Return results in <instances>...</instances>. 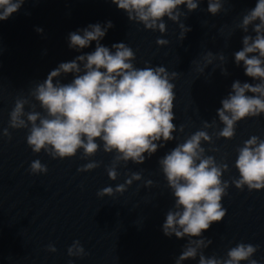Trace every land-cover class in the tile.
Returning <instances> with one entry per match:
<instances>
[{"label": "clouds", "instance_id": "clouds-1", "mask_svg": "<svg viewBox=\"0 0 264 264\" xmlns=\"http://www.w3.org/2000/svg\"><path fill=\"white\" fill-rule=\"evenodd\" d=\"M120 10L127 13L129 21L142 23L152 31L166 32L167 17L180 22L187 13L180 6L186 5L187 11L197 10L201 0H111ZM227 0H207V12L213 16L224 9ZM25 0H0V21L7 20L17 12ZM180 40L190 28L179 23ZM113 27L111 21L106 25L90 24L86 28L69 33V47L80 50L95 41V50L76 56L70 62H61L51 70L47 78L37 83L29 92V97H17L9 113L8 128L2 135L11 140V129H26L27 145L34 153L44 151L52 159L75 157L83 150L81 159L94 157L98 151L114 153L111 165L106 168L109 179L117 180V167L129 161L143 164L159 148L174 139L176 131L174 101L175 80L179 73H169L165 67L145 66L137 68L133 61L136 54L127 44L114 43L111 48L100 41L107 30ZM255 35L249 33V28ZM246 35L242 38L243 47L234 53L235 63H243L245 75L258 81L255 84L236 80L229 94L221 100L222 107L217 116L224 127L214 132L217 138L232 139L237 122L264 113V0H257L255 7L247 10L237 25ZM42 31V29H37ZM157 45L165 46L168 40L158 38ZM114 50V51H113ZM206 64L214 59L225 61L221 53L215 56L211 51L205 54ZM227 75V69H221ZM73 74V79L63 83L62 75ZM252 93V95H248ZM39 104L41 111L37 110ZM26 106L30 109L26 111ZM215 127V121L203 124V130L190 135L183 143L177 144L159 159L161 171L174 197V206L166 214L162 226L165 236L182 239L187 237L181 255L175 264L196 259L198 264H258L252 259L258 245L238 243L227 251L226 258L215 255L206 257V249L212 240L203 236L214 222H221L226 215L222 199L227 195L229 182L222 180L228 170L226 163H218L215 157L206 155L202 142L212 143V136L206 129ZM181 125L180 131L183 132ZM98 141L100 143H98ZM218 151V149H210ZM238 156L235 167L239 179L232 183L238 189L245 186L251 190L264 189V139L251 136L242 147L236 149ZM101 162L90 161L77 169L89 172L100 166ZM48 168L39 159L32 161L30 172L47 173ZM142 176L133 172L124 184L113 189L108 186L97 192L99 197L123 194L134 181ZM153 181H146L147 187ZM195 238V239H193ZM48 251L56 252L54 245ZM69 256H83L85 250L80 242L74 241L67 249Z\"/></svg>", "mask_w": 264, "mask_h": 264}]
</instances>
